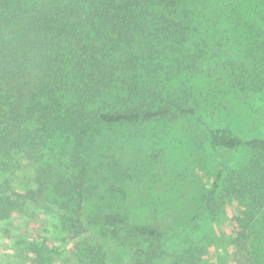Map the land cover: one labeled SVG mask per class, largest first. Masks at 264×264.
Instances as JSON below:
<instances>
[{"label": "trees", "instance_id": "obj_1", "mask_svg": "<svg viewBox=\"0 0 264 264\" xmlns=\"http://www.w3.org/2000/svg\"><path fill=\"white\" fill-rule=\"evenodd\" d=\"M261 97L264 0H0V221L30 209L50 219L0 264H112L87 214L104 134L186 117L223 157L190 222L225 217L226 264H264V128L242 137L234 116ZM18 157L34 167V189L9 186ZM100 219L145 240L134 264L212 263H201L203 247L170 253L159 227L117 212Z\"/></svg>", "mask_w": 264, "mask_h": 264}, {"label": "rangeland", "instance_id": "obj_2", "mask_svg": "<svg viewBox=\"0 0 264 264\" xmlns=\"http://www.w3.org/2000/svg\"><path fill=\"white\" fill-rule=\"evenodd\" d=\"M259 99L234 115L238 123L249 125L242 137H249L253 123L258 127L262 121L259 128H264V97ZM114 129V135L103 137L109 147L92 160L87 184L89 199L86 197L96 212H86L89 225L107 261L134 264L137 251L147 247L131 227H109L100 219L105 212H117L127 217L130 224L152 225L167 231L166 248L170 253L203 247L207 250L201 254V263L229 262L233 228L228 220L222 217L214 223L190 222L201 210L202 197L216 172L215 162L223 160L210 149L208 128L186 117L158 127L145 124ZM116 157L121 161L119 168H110L107 164L116 161ZM16 162L18 169L7 175L9 186L24 192L34 189V167L19 157ZM49 225L43 209H30L10 221H0V262L7 260L5 255L15 250L17 242L44 234ZM179 244L185 249L178 250ZM66 254L64 249L61 258L66 260Z\"/></svg>", "mask_w": 264, "mask_h": 264}]
</instances>
